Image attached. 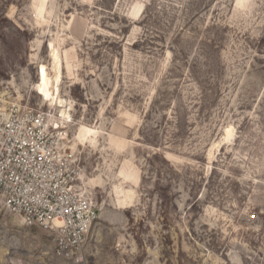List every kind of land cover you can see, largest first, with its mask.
<instances>
[{"label":"rangeland","instance_id":"rangeland-1","mask_svg":"<svg viewBox=\"0 0 264 264\" xmlns=\"http://www.w3.org/2000/svg\"><path fill=\"white\" fill-rule=\"evenodd\" d=\"M12 103L68 135L97 203L76 264H264V0H0ZM53 246L0 213V264H66Z\"/></svg>","mask_w":264,"mask_h":264},{"label":"built area","instance_id":"built-area-1","mask_svg":"<svg viewBox=\"0 0 264 264\" xmlns=\"http://www.w3.org/2000/svg\"><path fill=\"white\" fill-rule=\"evenodd\" d=\"M68 135L42 109L0 106V213L53 240V256L76 264L99 209L82 190Z\"/></svg>","mask_w":264,"mask_h":264},{"label":"bare ground","instance_id":"bare-ground-1","mask_svg":"<svg viewBox=\"0 0 264 264\" xmlns=\"http://www.w3.org/2000/svg\"><path fill=\"white\" fill-rule=\"evenodd\" d=\"M50 48L52 50V56L57 64V69H58V77L56 79V86H55V90L54 91H51V90H48L46 91V95L45 97L49 99L50 102H52L53 105H57L58 107L60 108H64L65 105H64V101L63 100H59L57 95H58V92H59V84L61 82V67H62V64L60 62V58H59V55L57 53V51L55 50L54 48V45L53 43H50ZM63 115L66 116V111L63 110L62 111ZM90 133H92V130L89 129L88 127H85V126H82L80 128V131H79V137H86L88 136Z\"/></svg>","mask_w":264,"mask_h":264}]
</instances>
